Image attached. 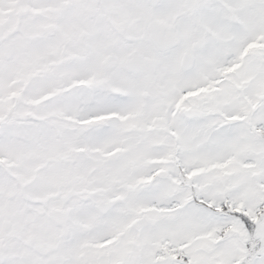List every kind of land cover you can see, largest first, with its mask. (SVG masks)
<instances>
[{
	"label": "snow or ice",
	"instance_id": "1",
	"mask_svg": "<svg viewBox=\"0 0 264 264\" xmlns=\"http://www.w3.org/2000/svg\"><path fill=\"white\" fill-rule=\"evenodd\" d=\"M0 264H264V0H0Z\"/></svg>",
	"mask_w": 264,
	"mask_h": 264
}]
</instances>
